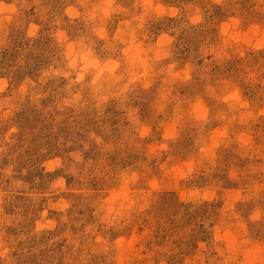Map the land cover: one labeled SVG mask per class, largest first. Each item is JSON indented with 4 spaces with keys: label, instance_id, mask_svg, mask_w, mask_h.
<instances>
[{
    "label": "rangeland",
    "instance_id": "rangeland-1",
    "mask_svg": "<svg viewBox=\"0 0 264 264\" xmlns=\"http://www.w3.org/2000/svg\"><path fill=\"white\" fill-rule=\"evenodd\" d=\"M0 264H264V0H0Z\"/></svg>",
    "mask_w": 264,
    "mask_h": 264
}]
</instances>
